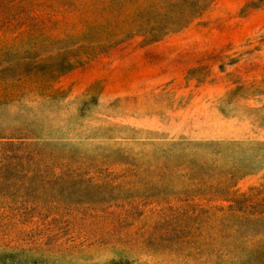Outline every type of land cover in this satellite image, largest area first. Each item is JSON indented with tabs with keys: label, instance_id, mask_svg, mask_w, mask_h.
I'll list each match as a JSON object with an SVG mask.
<instances>
[{
	"label": "rangeland",
	"instance_id": "1",
	"mask_svg": "<svg viewBox=\"0 0 264 264\" xmlns=\"http://www.w3.org/2000/svg\"><path fill=\"white\" fill-rule=\"evenodd\" d=\"M0 264H264V0H0Z\"/></svg>",
	"mask_w": 264,
	"mask_h": 264
}]
</instances>
